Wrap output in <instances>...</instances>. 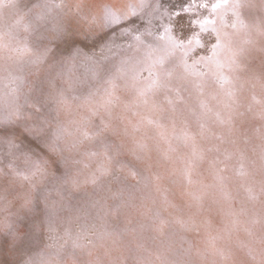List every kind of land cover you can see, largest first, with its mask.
<instances>
[{
  "label": "rangeland",
  "instance_id": "1",
  "mask_svg": "<svg viewBox=\"0 0 264 264\" xmlns=\"http://www.w3.org/2000/svg\"><path fill=\"white\" fill-rule=\"evenodd\" d=\"M0 264H264V0H0Z\"/></svg>",
  "mask_w": 264,
  "mask_h": 264
},
{
  "label": "bare ground",
  "instance_id": "2",
  "mask_svg": "<svg viewBox=\"0 0 264 264\" xmlns=\"http://www.w3.org/2000/svg\"><path fill=\"white\" fill-rule=\"evenodd\" d=\"M238 50H239V48L234 49L235 52H237ZM209 53H211L214 56V59L220 63H222L225 60L224 51H215V50L211 49V51ZM212 73H213V70H211L209 75ZM214 73L216 74V72H214ZM232 85H233V80L231 82V87H232ZM252 85H253L252 82L240 81L237 86L235 85V92L234 93H242V94L245 93L246 96L251 97L254 95V89L252 88Z\"/></svg>",
  "mask_w": 264,
  "mask_h": 264
}]
</instances>
